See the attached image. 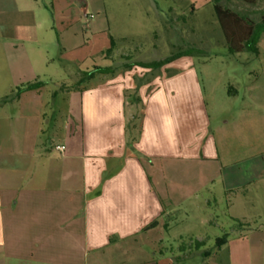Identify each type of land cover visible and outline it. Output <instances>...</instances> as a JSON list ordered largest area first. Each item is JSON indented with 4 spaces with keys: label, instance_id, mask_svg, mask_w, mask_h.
<instances>
[{
    "label": "crops",
    "instance_id": "1",
    "mask_svg": "<svg viewBox=\"0 0 264 264\" xmlns=\"http://www.w3.org/2000/svg\"><path fill=\"white\" fill-rule=\"evenodd\" d=\"M57 1L50 10L41 0H0V83L45 84L0 104V264H191L193 254L206 264L211 254L200 249L212 238L191 230L171 237V217L205 209L207 202L195 201L218 184L241 198L243 209L249 188L264 187V117L246 119L245 109L264 107V72L238 107L229 83L222 84L223 95L211 87L205 95L196 75L178 68L180 59L164 66L175 74L167 76L163 67L148 83L142 78L150 71L125 70L129 55L114 74L77 86L91 54L69 53L105 30L94 19L86 25L85 5L59 16ZM74 25L90 38L74 45L70 35L63 43L54 38L52 32ZM47 83L67 104L49 146L41 142ZM206 222L217 225L213 219L199 225ZM248 228L215 239L214 264H264V229Z\"/></svg>",
    "mask_w": 264,
    "mask_h": 264
},
{
    "label": "rangeland",
    "instance_id": "2",
    "mask_svg": "<svg viewBox=\"0 0 264 264\" xmlns=\"http://www.w3.org/2000/svg\"><path fill=\"white\" fill-rule=\"evenodd\" d=\"M41 2L49 7L51 0H41ZM214 3V0H58L56 9L59 16H62L63 13L70 16L72 9H81L85 5L87 17L84 21L86 25L94 19L105 30L104 33L89 39L87 46L79 51L69 53V56H85L87 52L91 54V59L82 65V70H91L94 66L120 68L123 63H129L127 62L129 55L132 63H150L163 60L187 49H194L200 53H195L190 57H179L178 59L181 61L177 64L180 66L178 68L186 66L188 70L192 71L196 75L197 82L201 83L205 95L208 94L211 87L213 95L219 97L224 92L222 84L229 83L236 91V94L231 96L232 104L238 107L241 104V98L245 96L247 87L264 72V34L260 38L258 54L243 51L230 55L216 19ZM218 4L250 18L255 23H260L264 18V1L262 0H257L255 4H247L242 0H218ZM69 5L72 6L71 10L65 8ZM43 9L45 15L49 17V10L47 11L44 7ZM58 28L60 29L59 26ZM52 34L60 43L64 42L62 40L64 35V38L67 35L72 36V40L69 41L72 45L77 43L78 37L83 36L85 40L88 36L90 38L89 30L81 29L78 25L70 27L63 34L56 35L54 32ZM111 37L116 46L111 57L108 58L105 51L109 48ZM162 68L158 70L146 69L150 72L143 76L142 81L146 79H149L148 83L154 81L159 77L158 74L161 73ZM178 68L175 69L178 70ZM163 72L167 76L175 74L174 68H165ZM263 79L261 78V80ZM227 87L228 85H226V89ZM14 91L13 83H0L1 99L6 96L10 98ZM54 92L57 93L53 104L51 98ZM62 95V92L53 87L52 83H47L44 96L48 97L50 106L46 110L48 116L44 122V132L41 135V142L47 146L52 143L50 140L56 133L54 123L60 122L61 114L67 105L62 99ZM130 100L133 99L130 98ZM252 108H254L253 104L245 106L249 112L246 119L254 120L264 117V107L256 108L254 112ZM54 112L55 118L52 121ZM138 115V112H135L133 117ZM235 119L236 126L241 120L239 117ZM135 122L136 120L133 119V123ZM258 145L260 146L261 143ZM259 185L251 186L249 192L245 194L249 198L246 200L248 203L246 209H243V206L239 204L242 200L238 199L241 198H237L234 192L224 193L220 188L221 184L211 190L210 197L204 192L201 194V198L205 199L199 198L195 202H200L202 205L207 202L208 204L202 206L205 209L187 215L178 212L171 217V237H175L181 232L187 233L188 230L203 236H210L211 241L200 251L211 254L206 264H214L212 259L217 252L216 238L221 239L241 230L247 232L250 230L248 227L256 226L264 229V187L260 186L259 189ZM238 195L242 197L244 191L239 192ZM190 207L184 208L186 212L191 209ZM235 215L245 216V219H235ZM212 219L216 221V227L210 226L208 222L199 225L201 221ZM199 259L198 255L193 254L186 262L201 264Z\"/></svg>",
    "mask_w": 264,
    "mask_h": 264
},
{
    "label": "trees",
    "instance_id": "3",
    "mask_svg": "<svg viewBox=\"0 0 264 264\" xmlns=\"http://www.w3.org/2000/svg\"><path fill=\"white\" fill-rule=\"evenodd\" d=\"M214 1L215 3L213 9L220 30L224 37V41L227 46L228 53L230 55H234L237 53H241L243 51H248L254 54H258V49H257L258 42L261 36L264 34V18L261 19L260 23H255L250 18L244 15L237 14L228 8H223L218 4V0H214ZM242 1L247 4H255L257 0H242ZM48 8L51 10V6H49ZM115 46L116 43L114 39L110 38L109 48L105 51L107 54L106 56L110 55L113 52ZM195 53H200V51L194 49H187L177 54H173L160 61H154L150 63L134 62V63L125 64L124 68L125 70H129L133 66H138L143 69L158 70L163 66L178 59L179 57L182 56L190 57ZM115 71L116 68L113 66H106V67L94 66L91 70L82 73L76 85L78 86L85 82H88L97 75L114 74ZM44 85L45 84L40 81L22 84L15 88V91L13 92V96H11L10 98L6 96L3 99H1L0 104L5 103L7 101H11L12 99H16L25 92L37 90L43 87ZM227 94L230 96L236 94V91H234L231 85H228L227 87ZM132 101L135 104L139 103V98L134 97ZM133 119L136 120L135 123H133ZM133 119L131 120V123L129 125V131L135 134L139 132L140 117L136 116L133 117ZM151 226H154V223ZM203 254L205 253L203 252Z\"/></svg>",
    "mask_w": 264,
    "mask_h": 264
},
{
    "label": "built area",
    "instance_id": "4",
    "mask_svg": "<svg viewBox=\"0 0 264 264\" xmlns=\"http://www.w3.org/2000/svg\"><path fill=\"white\" fill-rule=\"evenodd\" d=\"M53 150H54V151H57V152H59V153H63L64 150H65V147H64V146H61V145H54V146H53Z\"/></svg>",
    "mask_w": 264,
    "mask_h": 264
}]
</instances>
